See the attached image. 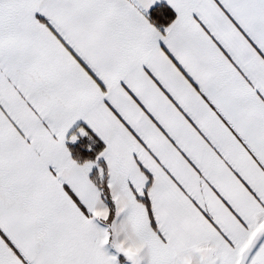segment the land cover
Returning <instances> with one entry per match:
<instances>
[{"label": "snow or ice", "instance_id": "1", "mask_svg": "<svg viewBox=\"0 0 264 264\" xmlns=\"http://www.w3.org/2000/svg\"><path fill=\"white\" fill-rule=\"evenodd\" d=\"M0 264H264V0H0Z\"/></svg>", "mask_w": 264, "mask_h": 264}]
</instances>
